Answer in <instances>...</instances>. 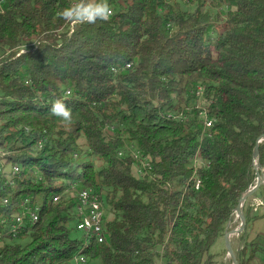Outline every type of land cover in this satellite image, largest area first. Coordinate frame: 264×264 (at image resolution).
Segmentation results:
<instances>
[{"label":"trees","instance_id":"16d2710c","mask_svg":"<svg viewBox=\"0 0 264 264\" xmlns=\"http://www.w3.org/2000/svg\"><path fill=\"white\" fill-rule=\"evenodd\" d=\"M183 1L0 0V163L20 169L13 185L0 174V218L39 207L16 233L0 224V264H217L211 249L256 185L264 0ZM104 2L108 21L72 30L61 15ZM57 99L70 125L51 114ZM259 154L264 167V141ZM83 190L104 202L103 243L72 237ZM259 254L245 242L238 262Z\"/></svg>","mask_w":264,"mask_h":264},{"label":"built area","instance_id":"2783aa9c","mask_svg":"<svg viewBox=\"0 0 264 264\" xmlns=\"http://www.w3.org/2000/svg\"><path fill=\"white\" fill-rule=\"evenodd\" d=\"M84 6V3H81L78 6ZM77 6V7H78ZM87 7V6H84ZM78 24V23H77ZM71 29H74L76 24L70 23ZM129 67V66H127ZM202 91L197 92V96L199 99L202 98ZM206 127H211L212 123L208 119L205 121ZM196 164L198 163V159H195ZM142 166L148 167V163L142 164ZM4 165L3 162L0 163V174H2L6 179L7 183L13 185L15 180L20 176V169L17 166ZM254 169L256 172V185L257 187L260 183L264 184V167L259 165L258 162L255 161L254 158ZM137 173H141L140 168H136ZM258 173V174H257ZM200 181H197L196 187L199 188ZM252 187V188H254ZM251 188V189H252ZM0 204L7 205L8 199L0 198ZM260 207H264V202H258L257 205L253 208L252 212L256 213ZM100 209H105L103 207V200L98 194H96L92 190H86V194L76 193V206L75 210H79V217H77L76 228L78 231L83 233V235L88 237V234L91 233H101L100 232V222L105 221V217H100ZM33 211L34 209L29 205V201H27L21 211L17 214H14L13 218L7 220L5 218H0V224H9V229L11 233L18 232L22 227L25 226L27 220H30L31 223H36L37 221H33ZM1 236H0V246H1ZM76 264H90L86 262V258H78V255L75 257Z\"/></svg>","mask_w":264,"mask_h":264},{"label":"clouds","instance_id":"9594fccd","mask_svg":"<svg viewBox=\"0 0 264 264\" xmlns=\"http://www.w3.org/2000/svg\"><path fill=\"white\" fill-rule=\"evenodd\" d=\"M61 15L71 21L73 24L77 23H95L97 19L108 21L111 18L112 10L107 2L97 5H83L75 9H65ZM50 112L53 116L59 117L63 122L71 124L73 122L72 110L68 108L62 100L57 99Z\"/></svg>","mask_w":264,"mask_h":264},{"label":"rangeland","instance_id":"374dc122","mask_svg":"<svg viewBox=\"0 0 264 264\" xmlns=\"http://www.w3.org/2000/svg\"><path fill=\"white\" fill-rule=\"evenodd\" d=\"M182 1V0H181ZM184 1H187V0H184ZM183 1V2H184ZM93 2V1H92ZM187 9H190V10H193L195 9V5H192V4H189L188 6H186ZM201 101V100H200ZM199 101V103H200ZM10 166L9 165L8 167L6 168H9L10 169ZM264 185V184H263ZM262 185V186H263ZM260 190V189H259ZM249 205L248 203V200L245 202L244 206H243V211H244V215H245V210L247 208V206ZM234 214H236L234 212ZM113 217L111 215L108 214V219H112ZM237 217L235 215H233L232 217V221L229 222V224L227 225L226 227V230L224 232V235L223 236H220L218 238V240L216 241V243L213 245L212 249H211V253L216 257V263L217 264H233V260L229 257L228 255V250H227V245H226V233L228 231H231V230H235V229H239L241 227V219H237ZM244 232V231H243ZM242 232V233H243ZM241 234V233H240ZM239 234V235H240ZM239 235H235L233 238H232V245H233V249L236 251V253H238V251L241 249V247L243 246V244L239 241ZM72 237L74 238H78V239H81L83 236V233H81L80 231H78L77 229H75L73 231V234H72ZM261 242L262 245H264V237H261ZM259 258H261V255L259 254L258 255ZM262 264V260H260V262H258V264ZM256 264V263H254Z\"/></svg>","mask_w":264,"mask_h":264},{"label":"crops","instance_id":"0c3cea01","mask_svg":"<svg viewBox=\"0 0 264 264\" xmlns=\"http://www.w3.org/2000/svg\"><path fill=\"white\" fill-rule=\"evenodd\" d=\"M258 202H264V185L260 188V190H258L257 193H255L251 198L248 199V203L251 204V206L253 205V207H255ZM251 214L252 216L258 214L259 218L256 219L252 224H250L249 230L244 235V241H241L243 233L239 235V241L242 244L245 242H257L258 244H260L261 242L259 241H261V237H264V207H260L256 214L253 212ZM260 260L261 258L257 256V258L251 264H258Z\"/></svg>","mask_w":264,"mask_h":264},{"label":"water","instance_id":"95a60500","mask_svg":"<svg viewBox=\"0 0 264 264\" xmlns=\"http://www.w3.org/2000/svg\"><path fill=\"white\" fill-rule=\"evenodd\" d=\"M264 141V136L261 137L258 141V144L256 146V149H255V152H254V158H255V161L258 162L259 165H261L259 163V157H260V154H259V144L262 143ZM258 174V173H257ZM262 187V184L260 183L257 187H254L252 189H250L249 191H247L243 197L241 198L240 200V203L238 205V207L235 209V211L237 212V214L239 215L240 219H241V227L239 229H236L235 231H233V233H236V234H240L244 231L245 229V226H246V218H245V215H244V211H243V206L245 204V202L251 198L255 193L258 192V190ZM232 231H228L226 233V245H227V250H228V255H231L232 256V260L234 262V264H239L238 262V256H237V253L236 251L233 249L232 245L230 244V242L227 240V234L230 233Z\"/></svg>","mask_w":264,"mask_h":264},{"label":"bare ground","instance_id":"6f19581e","mask_svg":"<svg viewBox=\"0 0 264 264\" xmlns=\"http://www.w3.org/2000/svg\"><path fill=\"white\" fill-rule=\"evenodd\" d=\"M128 66H130V65H128ZM78 193L79 194H86V190L80 191ZM61 198H62V196H56V197H54L53 202L54 203H57V202L60 201ZM75 198H76V196H75ZM8 203H9V200H8ZM103 207L105 208L104 202H103ZM38 211H39V207H36L34 209V211H33V221H38V219H39ZM75 211H76V217H79V210H75ZM235 213L236 214H234V217L236 215L237 219H240V217H239V215L237 214L236 211H235ZM105 214H106V209H100V217H105ZM237 219H236V221H237ZM104 223H105V221H101L100 222V232L101 233H91V234H88L87 241H86V246H88L90 244L89 243L90 240H95V241H97L99 243H103L104 242V239H105V226H104ZM231 231L232 232H230V233L227 234V240L232 245V238L235 235H237V234L236 233H233V230H231ZM232 247H233V245H232ZM229 257L232 259V256L231 255H229ZM78 258H86V256H84L82 254H78ZM86 262H89L87 258H86ZM233 264H234V262H233Z\"/></svg>","mask_w":264,"mask_h":264}]
</instances>
